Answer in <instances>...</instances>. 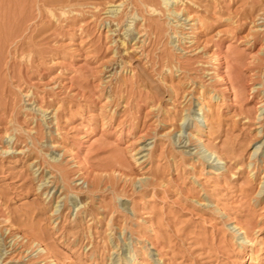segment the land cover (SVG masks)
<instances>
[{"label":"rangeland","instance_id":"1","mask_svg":"<svg viewBox=\"0 0 264 264\" xmlns=\"http://www.w3.org/2000/svg\"><path fill=\"white\" fill-rule=\"evenodd\" d=\"M144 1L0 0V264H264V0Z\"/></svg>","mask_w":264,"mask_h":264},{"label":"bare ground","instance_id":"2","mask_svg":"<svg viewBox=\"0 0 264 264\" xmlns=\"http://www.w3.org/2000/svg\"><path fill=\"white\" fill-rule=\"evenodd\" d=\"M158 2L159 3H161V4H165V5H167L169 2H171V4H180V2H181V4L182 3H184L183 2V0H148V1H144L142 4L144 5V7H145V9H147L148 11H151V12H155V11H158V9H157V7L155 6V4H157L158 5ZM180 4V5H181ZM176 10V9H175ZM4 26V25H3ZM151 28L153 29V30H156V31H159V26H157V25H153V26H151ZM10 31V30H9ZM14 34V33H13ZM12 34V35H13ZM10 37V36H9ZM8 37V38H9ZM3 38V37H2ZM7 38V37H6ZM4 39V38H3ZM3 41H5V40H3ZM8 44V43H7ZM1 46H2V44H1ZM2 48V47H1ZM1 63V62H0ZM2 65V64H1ZM1 65H0V67H1ZM160 71V70H159ZM2 81V80H1ZM0 85H1V83H0ZM3 85V84H2ZM2 88V86H0V89ZM176 89V88H175ZM0 93H1V90H0ZM128 94V93H127ZM130 95V94H129ZM153 95H155V94H153ZM1 97V96H0ZM149 97V96H148ZM155 97V96H154ZM153 97V98H154ZM148 99V98H147ZM150 99V98H149ZM146 100V99H145ZM151 101V100H150ZM154 102V101H153ZM216 121V120H215ZM213 122V121H212ZM211 122V123H212ZM215 123L213 122L212 123V125H211V128L212 129H214V130H216L215 128ZM195 137H197V138H199L200 139V135L198 134V132H197V134H195ZM115 150V149H114ZM124 151V150H123ZM112 156V155H111ZM120 156V155H119ZM117 154H116V156L115 157H111L107 162H106V159L102 162V164L100 165L102 168H103V172H104V175H102V174H93L92 172V170H91V172H87L86 174H88V175H90L91 173H92V175H93V178H92V180H91V182H90V187H89V190H90V188H91V190L92 189H101V186H103V185H108V188L112 191V192H115V191H117V189H118V187H120V190L119 191H127V187H128V185H130L129 183L130 182H128V179H125V177H126V174H127V165L128 164H125V163H127V162H124V157L123 156H121V157H119ZM141 156H143V155H141ZM140 156V157H141ZM139 158V157H138ZM175 158V157H174ZM108 159V158H107ZM124 159V160H123ZM179 160L180 161H177L176 162V165H182V163H184L185 162V159L184 158H181V156H180V158H179ZM237 161V160H236ZM35 162V161H34ZM101 163V162H100ZM185 164V163H184ZM236 164H238V161L236 162ZM98 165V164H97ZM57 166V165H56ZM58 167V166H57ZM57 167H55V168H57ZM59 169V172H60V175H61V177H62V180H63V178H66V171L63 169V167L62 168H60V167H58ZM131 168V167H130ZM232 169H233V166H232ZM98 170V169H97ZM110 171H112L111 173H110ZM117 171V177H115L112 173L113 172H116ZM231 172V171H230ZM89 180V179H88ZM64 181H65V179H64ZM146 183V182H145ZM148 184V183H147ZM69 186V185H68ZM152 186V185H151ZM194 194H195V192H194ZM104 207L107 209V211L106 212H117V210L113 207V205H111V203H109V204H105L104 205ZM88 210V209H87ZM92 211V210H91ZM88 214V213H87ZM91 214V213H90ZM244 238H246V241L249 243V242H253V240L255 239V238H250L249 237V235L246 233V236L244 237Z\"/></svg>","mask_w":264,"mask_h":264}]
</instances>
